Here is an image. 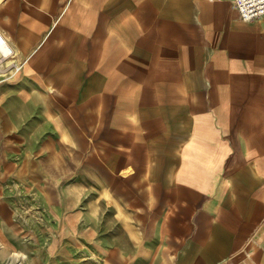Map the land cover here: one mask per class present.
Instances as JSON below:
<instances>
[{
	"label": "crops",
	"instance_id": "1",
	"mask_svg": "<svg viewBox=\"0 0 264 264\" xmlns=\"http://www.w3.org/2000/svg\"><path fill=\"white\" fill-rule=\"evenodd\" d=\"M0 30L23 62L0 116L36 135L19 149L77 151L27 180L40 208L0 199V264H264V16L0 0Z\"/></svg>",
	"mask_w": 264,
	"mask_h": 264
},
{
	"label": "rangeland",
	"instance_id": "2",
	"mask_svg": "<svg viewBox=\"0 0 264 264\" xmlns=\"http://www.w3.org/2000/svg\"><path fill=\"white\" fill-rule=\"evenodd\" d=\"M4 83H0V86ZM9 103L5 95H1V114L6 115L9 113L7 111ZM14 120L16 121L14 118L9 119L0 116V199L18 207H25L32 202L40 208L42 206L40 198L34 192L32 194L26 193L30 190L28 187L29 181L27 180L45 177L52 171L54 173H76L73 166L62 165V162L66 161L64 152L72 156L77 151L19 149V145H27L26 142H28L29 136L35 137L36 135H24L18 130H14ZM29 120L25 119L26 122H29ZM17 121H20V119H17ZM6 124L12 127V131L3 134L1 131L3 132V127L7 126ZM23 125H28V123H23Z\"/></svg>",
	"mask_w": 264,
	"mask_h": 264
},
{
	"label": "built area",
	"instance_id": "3",
	"mask_svg": "<svg viewBox=\"0 0 264 264\" xmlns=\"http://www.w3.org/2000/svg\"><path fill=\"white\" fill-rule=\"evenodd\" d=\"M240 17L252 21L264 16V0H233ZM23 62L15 48L0 30V83L13 79L22 69Z\"/></svg>",
	"mask_w": 264,
	"mask_h": 264
}]
</instances>
